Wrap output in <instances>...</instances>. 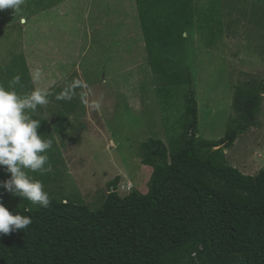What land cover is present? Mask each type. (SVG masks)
<instances>
[{"label":"rangeland","instance_id":"rangeland-1","mask_svg":"<svg viewBox=\"0 0 264 264\" xmlns=\"http://www.w3.org/2000/svg\"><path fill=\"white\" fill-rule=\"evenodd\" d=\"M193 1L203 8L211 0ZM213 3L222 36L207 47L195 28L183 33V51L170 56L169 64L170 70L188 69L191 82L178 86L167 101L157 92L168 82L147 57L135 0H25L18 14L0 10L1 75L22 53L32 91L50 93L48 104L34 112L47 119L58 158L55 177L42 183L49 196L93 207L113 180L120 196L131 189L146 192L151 167L141 163V142L155 137L170 145L181 131L188 88L197 103L198 136L224 135L235 115V87L248 80L264 84V0ZM261 91L254 124L224 151L230 165L249 175L264 169V87ZM64 94L72 99H57Z\"/></svg>","mask_w":264,"mask_h":264},{"label":"trees","instance_id":"trees-1","mask_svg":"<svg viewBox=\"0 0 264 264\" xmlns=\"http://www.w3.org/2000/svg\"><path fill=\"white\" fill-rule=\"evenodd\" d=\"M135 1L147 57L169 85L157 88L166 100L191 82L188 69L170 70L169 64L170 56L183 51V33L195 28L205 46L212 47L222 36V18L213 16V0L203 8L193 0ZM10 64L0 73V84L8 87L19 75L16 91L29 94L24 55ZM263 87V81L250 80L235 87V115L217 140L198 136L197 103L188 88L181 131L170 145L155 137L141 142V163L151 167L144 193L131 189L120 196L113 180L96 206L49 196L50 205L44 208L26 198L17 203L0 186V203L32 219L26 229L0 235V264H264V169L242 173L224 152L254 124ZM32 116L40 120L38 134L51 140L47 119ZM45 154V167L58 172L56 155L51 149ZM53 172L33 173L46 183ZM10 176L0 167V181Z\"/></svg>","mask_w":264,"mask_h":264},{"label":"clouds","instance_id":"clouds-1","mask_svg":"<svg viewBox=\"0 0 264 264\" xmlns=\"http://www.w3.org/2000/svg\"><path fill=\"white\" fill-rule=\"evenodd\" d=\"M24 3L25 0H0V10L13 9L18 14ZM33 79H38V76L34 74ZM20 82L21 77L16 75L8 87L0 84V167H5L11 174L9 179L0 181V186L32 204L47 208L50 199L43 190L42 182L30 177L26 170L41 173L52 171L51 165L45 167L49 159L45 153L52 148V141L38 134L40 120L32 116L37 106L48 104L50 93L37 88L22 96L15 89ZM57 99L71 100L72 96L64 94L57 96ZM99 106V102L94 104L97 109ZM31 223V217L13 214L0 203V235L26 229Z\"/></svg>","mask_w":264,"mask_h":264},{"label":"water","instance_id":"water-1","mask_svg":"<svg viewBox=\"0 0 264 264\" xmlns=\"http://www.w3.org/2000/svg\"><path fill=\"white\" fill-rule=\"evenodd\" d=\"M24 21V20H23Z\"/></svg>","mask_w":264,"mask_h":264}]
</instances>
